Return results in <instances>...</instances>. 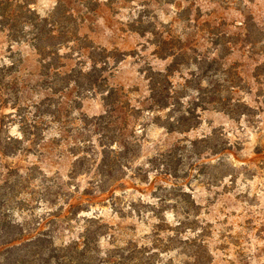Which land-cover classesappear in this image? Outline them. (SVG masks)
Here are the masks:
<instances>
[{"label":"rangeland","instance_id":"obj_1","mask_svg":"<svg viewBox=\"0 0 264 264\" xmlns=\"http://www.w3.org/2000/svg\"><path fill=\"white\" fill-rule=\"evenodd\" d=\"M32 2L0 0L5 210L104 264H264V0Z\"/></svg>","mask_w":264,"mask_h":264},{"label":"trees","instance_id":"obj_2","mask_svg":"<svg viewBox=\"0 0 264 264\" xmlns=\"http://www.w3.org/2000/svg\"><path fill=\"white\" fill-rule=\"evenodd\" d=\"M33 0H20L18 20L30 25L37 26L35 18L28 15L33 13ZM24 19V20H23ZM46 20V19H45ZM5 25L4 23H2ZM18 25H9L11 31L16 30ZM36 41V38H33ZM165 76L164 73H157ZM152 78V77H151ZM152 97L158 107H169L170 94H165L167 89L162 84V79L152 78ZM169 83V80H164ZM114 94V90H113ZM112 95V94H111ZM27 120L24 119L23 123ZM26 129V128H25ZM28 132V131H27ZM32 133V132H29ZM108 137V136H107ZM115 137V136H114ZM20 138L8 136L6 143L0 140V151L4 155L15 154L21 150L13 142L21 143ZM5 144V145H4ZM110 145L103 144V167H109L111 158ZM104 174V172H103ZM105 175V174H104ZM0 195V264H104L110 263L99 256V250L92 245L94 241L89 235H84L83 241H72L58 245L52 236L43 233L40 228H33L28 222L19 220L14 209L5 210L6 203ZM7 200V204H8Z\"/></svg>","mask_w":264,"mask_h":264}]
</instances>
